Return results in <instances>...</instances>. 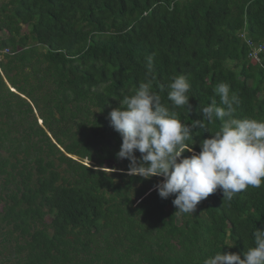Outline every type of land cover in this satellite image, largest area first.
Masks as SVG:
<instances>
[{"label":"trees","instance_id":"1","mask_svg":"<svg viewBox=\"0 0 264 264\" xmlns=\"http://www.w3.org/2000/svg\"><path fill=\"white\" fill-rule=\"evenodd\" d=\"M260 46L256 63L250 54ZM6 48L0 264H203L254 246L264 183L231 201L218 190L175 215V196L162 199L154 187L161 177L127 174L108 115L151 79L183 123L220 105L222 82L239 96L236 118L264 121V0H0ZM179 75L191 84L190 109L168 100ZM203 123L188 142L197 153L220 129Z\"/></svg>","mask_w":264,"mask_h":264},{"label":"clouds","instance_id":"2","mask_svg":"<svg viewBox=\"0 0 264 264\" xmlns=\"http://www.w3.org/2000/svg\"><path fill=\"white\" fill-rule=\"evenodd\" d=\"M10 52L2 53L1 58ZM146 59L150 76L154 55ZM151 89V79L141 82L134 93L125 95L120 107L113 108L108 115L110 126L122 138L117 158L130 161L129 176L145 180L161 177L162 181L154 187L162 199L175 196L172 201L177 208L175 215L194 213L200 202L218 190L223 201H231L249 187L262 186L264 121L234 116L240 99L231 92L228 83L222 82L214 89L220 105L213 100L200 110L203 120H195L190 125L178 119L177 112L162 103L161 97ZM168 89L172 108H191V84L185 76L173 77ZM204 120L209 124L218 120L220 129L200 142L197 153L188 142L197 128L205 127ZM137 152L141 154L139 158ZM185 152L191 156L185 157ZM253 237L254 246L242 254L217 252L204 259L203 264H264V229L256 228Z\"/></svg>","mask_w":264,"mask_h":264},{"label":"built area","instance_id":"3","mask_svg":"<svg viewBox=\"0 0 264 264\" xmlns=\"http://www.w3.org/2000/svg\"><path fill=\"white\" fill-rule=\"evenodd\" d=\"M248 44L250 45V46H253V43L252 42H248ZM263 50V47H258L252 54H250V57L254 60V61H257V62H259V53L261 52ZM2 53H9V50L8 49H5L4 51H0V59H2L1 58V54Z\"/></svg>","mask_w":264,"mask_h":264},{"label":"rangeland","instance_id":"4","mask_svg":"<svg viewBox=\"0 0 264 264\" xmlns=\"http://www.w3.org/2000/svg\"><path fill=\"white\" fill-rule=\"evenodd\" d=\"M5 1H7V0H1V2H5ZM139 201H137V203H138Z\"/></svg>","mask_w":264,"mask_h":264},{"label":"water","instance_id":"5","mask_svg":"<svg viewBox=\"0 0 264 264\" xmlns=\"http://www.w3.org/2000/svg\"><path fill=\"white\" fill-rule=\"evenodd\" d=\"M25 98V97H24Z\"/></svg>","mask_w":264,"mask_h":264}]
</instances>
